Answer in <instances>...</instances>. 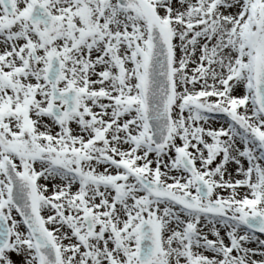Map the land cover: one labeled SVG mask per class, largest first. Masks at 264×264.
<instances>
[{
  "label": "snow or ice",
  "instance_id": "obj_1",
  "mask_svg": "<svg viewBox=\"0 0 264 264\" xmlns=\"http://www.w3.org/2000/svg\"><path fill=\"white\" fill-rule=\"evenodd\" d=\"M0 264H264V0H0Z\"/></svg>",
  "mask_w": 264,
  "mask_h": 264
}]
</instances>
